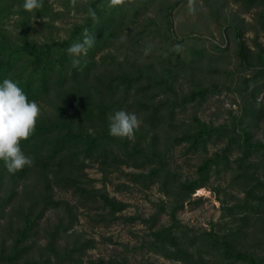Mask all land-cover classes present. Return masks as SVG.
Masks as SVG:
<instances>
[{"label":"trees","instance_id":"obj_1","mask_svg":"<svg viewBox=\"0 0 264 264\" xmlns=\"http://www.w3.org/2000/svg\"><path fill=\"white\" fill-rule=\"evenodd\" d=\"M182 2L199 1L164 6L160 0H0V264H85L83 255L93 245L74 229L78 210L108 225L122 219L126 207L94 184L86 172L91 166L102 172L104 186L113 172L144 188L159 185L167 199L144 219L149 251L181 264H264V249H242L232 234L196 231L178 217L186 202H201V197L192 200L193 193L207 185L213 166L227 164L232 142L240 145V163L264 153V141L253 132L264 121V101L258 99L264 92V44L258 39L264 33V0L200 1L215 17L221 39L234 43L241 69L235 76L241 115L230 128L196 113L188 122L177 121L179 108L183 112L221 92L219 82L204 79L221 78L215 63L227 50L216 43L212 47L219 55L194 48L200 35L184 28L177 33L174 12ZM229 3L237 9L230 10ZM150 4L157 7L153 18L147 16ZM72 12L79 19L65 37H55L50 27ZM247 13L250 21L241 15ZM11 18L15 36L6 26ZM32 19L49 35L32 37ZM248 31L254 34L251 43ZM181 74L191 80L187 91L180 88ZM41 102L53 111L28 113ZM122 108L131 111L127 121ZM161 129L167 133L163 142ZM226 140L222 151L201 160L196 177L182 180L170 168V148L205 153L210 143ZM55 189L71 192L76 202L56 197ZM250 196L247 190L246 213L258 206ZM49 212L57 214L54 221ZM162 215L167 224L160 223ZM87 264L130 262L112 257Z\"/></svg>","mask_w":264,"mask_h":264},{"label":"rangeland","instance_id":"obj_2","mask_svg":"<svg viewBox=\"0 0 264 264\" xmlns=\"http://www.w3.org/2000/svg\"><path fill=\"white\" fill-rule=\"evenodd\" d=\"M168 1L173 0H160V5L165 6ZM198 1V5L182 2L177 7L174 12V27L177 33L183 28L192 29L195 34L202 37V40L194 41L192 44L194 48L203 47L209 53L219 55V51L212 47V43L222 45V47L227 46H224L227 50L215 63L221 78L204 79L206 83L217 81L224 87L220 93H214L205 101L189 105L183 112H180L181 108H179L177 110V121L186 120L188 122L191 120L192 115L196 113L202 120L216 125L224 123L230 128L241 115L240 103H242V100L236 91V88L241 84H238L239 79L235 77L241 74V69L237 66V60L233 54L234 43L228 37H226L227 41L225 38L221 39L215 17L210 16L209 11L201 6V0ZM229 9L235 10L237 7L235 4L229 3ZM147 10V16L152 18L158 14H155L157 7L154 8L151 4ZM200 10L203 13L202 15L199 12ZM241 15L245 16L247 21L251 20V14ZM78 19L79 15L72 12L66 20L55 22L50 27L52 30L50 32L54 33L57 38H63L66 36V31ZM12 21L13 18L6 26L11 29L10 33L15 36L17 30L11 25ZM159 23L157 22V24ZM31 25L32 37L42 40L49 35L48 28H45L39 21L32 19ZM153 27V24H149V28ZM245 37L251 43L254 34L248 31L245 33ZM258 39L264 44V33H260ZM118 50L125 53L121 48H118ZM146 55V53L143 54V58ZM203 62H206L205 59ZM244 74L250 76V73ZM187 76L181 74L179 78V84L182 85L180 88L185 91L191 85V80ZM225 78L227 82L224 84L223 80ZM229 78H231V81H228ZM258 99L264 101V92L259 95ZM52 108V105L41 102L28 107L27 111L30 114L45 116L48 112L53 111ZM120 115L123 120L127 121L131 111L122 108ZM165 131V129H161L159 132L162 142L167 135ZM176 131L169 134L175 135L177 134ZM253 132L256 139L264 141V121L260 123V127H253ZM234 138L236 137L234 136ZM227 145V140L210 143L207 152L196 154H185L182 146L170 148V168L182 180L194 178L197 176V167L201 160L215 151H222ZM228 148L227 164L213 166L209 173L207 185L193 193L192 200L201 197V202L198 204L186 202L178 217L183 224L196 231L214 229L220 234H232L236 244L242 249L260 252L264 249V153L262 151L258 157L253 158L249 163H240L239 157L242 153L239 143L232 142ZM125 170L133 171L132 168L127 167H125ZM246 171H248V174H246ZM86 172L97 187H104L110 195L125 202L126 207L119 213L123 218L108 225L97 222L96 218L90 216L86 210H78L79 220L74 229L80 233L83 239H88L93 245L83 255L85 264L88 263V259L112 257L128 260L130 264H181L179 261L170 260L149 251L145 244V241L149 238L150 228L144 219L154 214L158 210V205H161L162 201L167 199L157 183L149 188H144L142 185L132 184L122 174L113 172L104 186L103 174L96 166L87 168ZM121 184H129L130 186L124 190H118L117 186ZM247 190L252 191V196L248 197L249 202H256L258 206L246 213L242 204ZM55 195L58 198L67 199L71 203L76 202L75 197L69 191L55 189ZM228 207L233 208L229 209ZM47 217L49 221H54L57 214L49 212ZM128 217L133 219L129 220ZM160 223L167 224L168 216L162 215ZM46 225L48 226L47 220L43 222V226ZM69 240L71 239L69 238ZM40 243L44 244L45 240L40 241Z\"/></svg>","mask_w":264,"mask_h":264}]
</instances>
